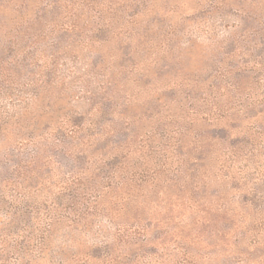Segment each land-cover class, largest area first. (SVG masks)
<instances>
[{
  "label": "rangeland",
  "instance_id": "374dc122",
  "mask_svg": "<svg viewBox=\"0 0 264 264\" xmlns=\"http://www.w3.org/2000/svg\"><path fill=\"white\" fill-rule=\"evenodd\" d=\"M223 2L96 0V8L65 10L49 7L51 0H11L0 8V108L12 106L6 93L27 97L39 86L30 80H49L24 122L35 118L29 123L41 133L86 112L89 93L114 110L117 129L151 137L160 161L166 133L184 128L183 150L200 161L162 176L161 208L170 205L177 222L193 228L184 223L190 234L183 237L197 242L190 252L212 258L205 264H264V0ZM68 11L79 16L75 32L62 29ZM93 34L94 42L84 37ZM180 117L187 119L167 125ZM54 171L67 177L70 170ZM151 206L141 208L142 218ZM221 233L229 236L218 241ZM178 244L187 243L173 240L171 250Z\"/></svg>",
  "mask_w": 264,
  "mask_h": 264
},
{
  "label": "trees",
  "instance_id": "16d2710c",
  "mask_svg": "<svg viewBox=\"0 0 264 264\" xmlns=\"http://www.w3.org/2000/svg\"><path fill=\"white\" fill-rule=\"evenodd\" d=\"M8 2L11 0H0V8ZM60 4L65 10H72L77 3L51 0L49 7L54 9ZM77 5L87 9L97 7L96 0L90 3L82 0ZM20 9L26 14L31 12L29 7ZM67 13L70 17L64 20H69V24L64 21L62 29L75 32L79 16ZM95 35L84 37L94 42ZM48 74L45 79L49 78ZM28 84L39 85L37 92L27 97L6 93L12 106L5 113L0 108V264H205L212 261L210 257L202 259L190 252L197 242L190 241L193 236L183 237L185 230L181 226L185 222L182 225L177 222L173 215L176 210L170 205L161 208L162 176L185 174L200 161V156L193 155L195 152L183 150L187 130L178 127L165 132L169 145L164 148L162 161L154 160L158 154L150 150L151 137L139 138L127 128L117 129L116 115L110 114L114 110L105 101L91 100V94L86 93L85 103L89 107L86 112L65 117L36 133L35 126L29 123L35 118L24 124L25 118L38 100L40 89H48L50 81L34 78ZM188 115L194 117L197 112L191 110ZM186 119L167 120V125ZM174 137L177 139L173 145L170 141ZM27 149L31 153L24 155L22 151ZM43 149L51 150L58 163L46 156L47 151L43 154ZM62 165L70 170L67 177L55 175V168ZM149 205L153 212L147 213L149 218H142L139 211ZM162 212L168 214L165 218L168 220L163 219ZM198 223L195 220L193 226ZM185 224L184 227L191 228ZM54 235L60 236H56V243L52 240ZM228 236L221 233L216 238L221 241ZM239 238V243L246 240L244 236ZM177 239L187 244L183 248L178 244L176 251L171 250L170 242Z\"/></svg>",
  "mask_w": 264,
  "mask_h": 264
}]
</instances>
